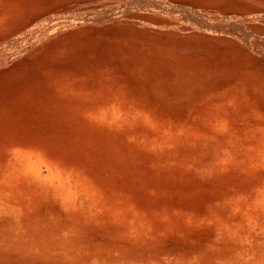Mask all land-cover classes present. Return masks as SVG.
<instances>
[{"label":"rangeland","instance_id":"rangeland-1","mask_svg":"<svg viewBox=\"0 0 264 264\" xmlns=\"http://www.w3.org/2000/svg\"><path fill=\"white\" fill-rule=\"evenodd\" d=\"M0 264H264V0H0Z\"/></svg>","mask_w":264,"mask_h":264}]
</instances>
